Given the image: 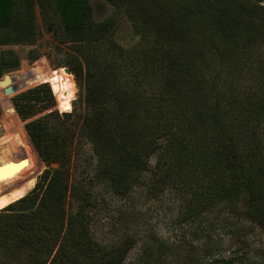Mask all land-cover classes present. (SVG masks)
Segmentation results:
<instances>
[{
    "label": "trees",
    "instance_id": "1",
    "mask_svg": "<svg viewBox=\"0 0 264 264\" xmlns=\"http://www.w3.org/2000/svg\"><path fill=\"white\" fill-rule=\"evenodd\" d=\"M128 1L129 6L139 2ZM160 3L168 10H182L186 3L187 15L173 21L180 43H175L172 54L147 58L162 73L163 97H156L147 89L153 86L155 91L154 84H143L146 73L140 65L134 67L137 75H127V79L124 68L107 62V53L101 61L94 59L92 40L104 33L105 26L93 22L88 0H56L61 33L74 45L83 44L79 50L72 49L68 66L84 90L85 111L80 115L51 110L25 124L47 168L27 195L32 181L0 198V264H123L133 246L129 239L120 238L104 248L90 236L85 212L90 197L72 174L78 135L92 148L97 177L109 181L115 191L126 193L148 180L151 197L169 189L181 194L188 219L225 205L236 216L264 229V150L256 134L264 123V100L247 99L239 107L236 101L223 105L216 95L219 73L210 91L201 88L189 95L181 89V75L202 80L206 68L213 71L209 67L213 58L219 65L223 54L232 56L233 49H246L264 39V5L249 0ZM13 10L14 0H0V30L14 25ZM255 19L258 35L249 27ZM208 25L210 29L205 30ZM205 48L215 52L207 53ZM205 55L210 59L207 64ZM139 60L147 62L145 57ZM17 67L18 63L0 57V77ZM33 72L41 71L34 68ZM33 83L39 86L18 98L33 97L23 108L27 116L48 108L58 92L47 78L25 81V85ZM12 91L7 82L8 95ZM16 150L18 155L10 153V160L0 165L2 183L21 169L18 156L30 153ZM152 157H156L153 167ZM18 179L7 182L15 184ZM70 200L76 203L75 210Z\"/></svg>",
    "mask_w": 264,
    "mask_h": 264
},
{
    "label": "rangeland",
    "instance_id": "2",
    "mask_svg": "<svg viewBox=\"0 0 264 264\" xmlns=\"http://www.w3.org/2000/svg\"><path fill=\"white\" fill-rule=\"evenodd\" d=\"M138 1L129 6L128 0H88L93 22L105 26L103 36L92 40L94 59L101 61L107 53V62H116L121 69L124 68L123 75L127 79V75H137L134 67L140 65L139 68L146 73L141 78L143 84L148 82L155 86V91L153 86L147 88L149 95L155 92L153 96L163 97L162 73L147 58L152 59L159 53L172 54L175 43H180L175 38L178 28L173 21H180L187 15V4L183 3L185 7L182 10L174 7H168V10L160 5V0ZM249 1L264 5V0ZM13 19L12 27L0 30V57L11 64L18 63L15 70L0 77V81L6 77V81L0 84V148L7 152L0 165L10 160V153L18 155L16 149L21 150L20 154L25 149L30 153L24 158L18 156L21 169L8 176L10 180L5 179L4 184L0 182V198L32 181L27 195L47 168L27 135L25 124L51 110L60 114L75 111L80 115L85 111L84 90L68 66L72 49H78L83 44L74 45L61 33L56 0H14ZM210 27L204 26V29ZM249 27L254 34H259L258 20L255 19ZM205 50L207 53L209 50L215 52L209 48ZM231 54H223L219 65L213 58V65L209 66L213 71L206 68L202 80L194 75H181L183 93L192 95V90L196 92L201 88L210 91L211 84L215 85L214 77L219 73L216 95L223 105L236 101L239 107V102L245 103L247 99L264 100V39L246 49H233ZM205 56L207 64L210 59ZM144 57L147 62L139 60ZM34 68L41 72L34 73ZM70 74L75 90L73 83L69 84L67 80ZM27 78H47L52 89L56 86L58 91L52 96L53 104L30 116L23 108L33 102V97L18 98L39 83L25 85ZM7 82L13 88L10 95ZM259 125L256 134L264 150V123ZM155 158L150 159L152 167ZM72 166L74 179L81 183L80 187L90 197L85 212L92 240L104 248L124 237L133 243L123 264H207L212 261L264 264V229L236 216L228 206L216 205L196 218L188 219L183 196L172 189L151 197L147 194L148 180H145L132 186L128 192L119 193L109 181L97 177L96 158L90 144L81 135H78ZM51 167L56 168L57 165L52 164ZM17 178L15 184L7 182ZM75 204L70 200L71 209H76Z\"/></svg>",
    "mask_w": 264,
    "mask_h": 264
},
{
    "label": "bare ground",
    "instance_id": "3",
    "mask_svg": "<svg viewBox=\"0 0 264 264\" xmlns=\"http://www.w3.org/2000/svg\"><path fill=\"white\" fill-rule=\"evenodd\" d=\"M67 80L69 81V84H70V83H73V85H74V90H75V84H74V80H73L71 74L67 76ZM3 153H4V154H3ZM6 156H7V152H6V151L3 152V149L0 148V162L3 161V159L6 158Z\"/></svg>",
    "mask_w": 264,
    "mask_h": 264
},
{
    "label": "water",
    "instance_id": "4",
    "mask_svg": "<svg viewBox=\"0 0 264 264\" xmlns=\"http://www.w3.org/2000/svg\"><path fill=\"white\" fill-rule=\"evenodd\" d=\"M68 71V70H67ZM69 72V71H68ZM6 81V77L4 80L0 81V84H3Z\"/></svg>",
    "mask_w": 264,
    "mask_h": 264
}]
</instances>
